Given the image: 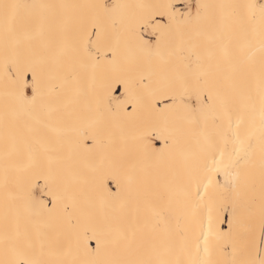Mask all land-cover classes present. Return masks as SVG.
Wrapping results in <instances>:
<instances>
[{
  "label": "snow or ice",
  "instance_id": "6c2138e0",
  "mask_svg": "<svg viewBox=\"0 0 264 264\" xmlns=\"http://www.w3.org/2000/svg\"><path fill=\"white\" fill-rule=\"evenodd\" d=\"M0 264H264V0H0Z\"/></svg>",
  "mask_w": 264,
  "mask_h": 264
},
{
  "label": "bare ground",
  "instance_id": "6f19581e",
  "mask_svg": "<svg viewBox=\"0 0 264 264\" xmlns=\"http://www.w3.org/2000/svg\"><path fill=\"white\" fill-rule=\"evenodd\" d=\"M69 2H72V3H101V2H103V0H69ZM121 2L130 3V2H135V0H121ZM116 94L119 95L120 92L118 91ZM129 111H131V107L130 106H129ZM156 147L157 148L163 147V142L162 141H157L156 142ZM110 186L113 187V190H115L114 185H110ZM225 228H226V226H225ZM92 246L93 247L95 246V242L94 241L92 242Z\"/></svg>",
  "mask_w": 264,
  "mask_h": 264
}]
</instances>
